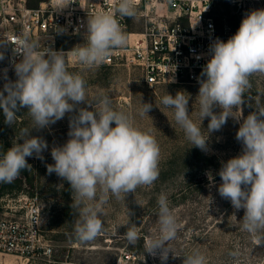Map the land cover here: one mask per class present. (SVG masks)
<instances>
[{
	"label": "clouds",
	"instance_id": "obj_1",
	"mask_svg": "<svg viewBox=\"0 0 264 264\" xmlns=\"http://www.w3.org/2000/svg\"><path fill=\"white\" fill-rule=\"evenodd\" d=\"M70 4L69 0H60L57 11ZM116 14L134 18V0H117L114 12H101L87 19L86 43L71 50L84 69L101 65L113 50L127 44V34ZM58 29V33L63 31ZM10 47L14 56L22 58L13 62L15 81L7 80L5 69L0 110L5 124L12 126L17 113L26 109L32 127L22 129L16 143L0 153V183H12L23 170L30 169L27 158L44 159L42 153L48 149V143L42 137L32 136V129L48 128L66 114L74 113L69 120V139L61 146L52 147L54 163L46 168L49 175L55 173L75 193V206L79 209L75 238L82 243L91 242L104 231L100 217L110 196L117 200L125 198L159 178V144L150 131L137 127L129 114L114 109L109 96L90 101L86 80L68 71L64 51L53 48L47 53L39 51L38 41L27 32L17 35L14 46ZM209 55L198 78L200 86L195 103L200 124L189 114L190 95H185L186 92L178 91L175 96L166 93L160 102L173 110L176 124L192 147L202 151L208 150L210 134L220 131L229 118L240 123L235 138L241 143L242 151L222 163L218 193L236 210H244L242 229L259 239L264 232V108L245 118L242 106L251 87L249 78L264 74V9L248 12L226 42L219 38L212 42ZM4 58L0 52V60ZM82 103L92 110L79 107ZM141 104L139 114L148 115L153 105ZM214 108L221 111L217 113ZM205 118H209L207 136L201 130ZM157 205L159 234L149 241L147 253L154 256L159 253L164 262L171 251L168 242L176 238L179 225L165 194L158 196ZM124 236L129 245L134 246L139 240L134 225L127 228ZM183 264H207V260L194 251L184 257Z\"/></svg>",
	"mask_w": 264,
	"mask_h": 264
},
{
	"label": "rangeland",
	"instance_id": "obj_2",
	"mask_svg": "<svg viewBox=\"0 0 264 264\" xmlns=\"http://www.w3.org/2000/svg\"><path fill=\"white\" fill-rule=\"evenodd\" d=\"M41 0H29L31 7H38ZM212 16L219 34L227 41L238 30L244 16L256 9H264V0H210ZM144 21L137 15L126 18L127 32H142ZM48 40L51 48L64 51L69 72L80 74L87 82L90 101L107 95L112 106L129 114L137 127L150 131L160 147L159 178L151 186H141L134 193L117 200L111 197L100 217L104 231L93 241L82 243L75 238L74 225L79 219L75 206V193L70 185L55 173L48 174L46 165L53 164L51 149L63 145L68 139L69 120L72 114L48 128L32 129V136L44 138L48 149L42 153L44 159L27 158L30 169L23 170L9 189L20 183V191L9 190L0 197V213L20 215L21 209L30 200L42 209V231L44 238L53 246L50 259L23 261V264H183L184 257L199 251L206 257L207 264H264V232L257 238L242 229L244 210H236L229 200L218 193L221 179L218 172L222 163L241 154L242 145L236 140L240 123L229 118L220 131L210 134L208 150L202 151L185 138L183 129L176 124L173 110L165 108L160 100L166 93L173 96L178 91L190 95L188 111L191 118L200 124L198 117L199 84H163L154 88L146 86L141 71L131 64L101 65L84 69L71 55L78 44L86 43V35L78 37L59 36L55 40L42 37L39 50ZM0 44H5L0 40ZM4 59L0 60V90H3L5 69L7 80L17 79L14 67L8 64V52L0 45ZM48 52V51H47ZM46 52V53H47ZM251 87L245 93L243 117L259 108H264V74H253ZM142 103L153 105L148 115L141 116ZM79 107H88L80 104ZM215 112L221 111L214 108ZM242 122V120L240 121ZM209 118L202 121V132L206 131ZM114 126V125H113ZM32 127L26 109L17 113L12 126L5 124L0 110V153H4L20 131ZM22 143L23 141H18ZM211 178V179H210ZM165 194L170 209L177 218L178 231L174 240L168 242L171 250L166 261L147 253L149 241L159 234L157 199ZM28 199H26V198ZM19 199H22L21 201ZM14 209H17L14 211ZM135 226L139 240L129 245L124 233ZM233 253L235 255H233ZM126 255H130L126 259ZM0 264H22L12 255H1Z\"/></svg>",
	"mask_w": 264,
	"mask_h": 264
},
{
	"label": "built area",
	"instance_id": "obj_3",
	"mask_svg": "<svg viewBox=\"0 0 264 264\" xmlns=\"http://www.w3.org/2000/svg\"><path fill=\"white\" fill-rule=\"evenodd\" d=\"M59 2L41 0L34 8L29 0H0V40L8 44L10 67L22 58L14 56L10 47L17 35L27 32L35 40L86 35L87 19L101 12H114L117 0H69L72 4L57 11ZM134 4L136 15L144 21L142 32H127V17L116 14L127 34V44L113 50L103 63L137 67L149 88L199 84L202 68L210 58L211 43L226 38L216 27L210 0H134ZM58 28L63 31L58 33ZM51 45L46 40L39 51L46 53ZM4 207L6 212L0 213V254L12 255L22 264L52 258L54 249L43 235L40 205L30 200L21 207L25 211L20 215L11 214L8 205ZM125 257L129 259L130 255Z\"/></svg>",
	"mask_w": 264,
	"mask_h": 264
},
{
	"label": "trees",
	"instance_id": "obj_4",
	"mask_svg": "<svg viewBox=\"0 0 264 264\" xmlns=\"http://www.w3.org/2000/svg\"><path fill=\"white\" fill-rule=\"evenodd\" d=\"M20 183H21V181L19 180V181H17L16 182V185L15 186H13V187H11L10 189H9V187L7 186V183H0V197L3 195V194H5V193H7V191H13V190H17V191H20L21 189H20Z\"/></svg>",
	"mask_w": 264,
	"mask_h": 264
}]
</instances>
